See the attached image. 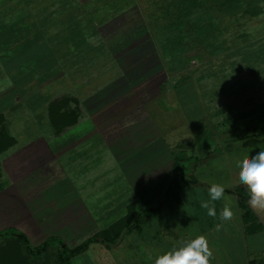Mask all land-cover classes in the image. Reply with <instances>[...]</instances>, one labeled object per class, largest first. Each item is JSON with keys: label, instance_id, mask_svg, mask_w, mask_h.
<instances>
[{"label": "crops", "instance_id": "crops-1", "mask_svg": "<svg viewBox=\"0 0 264 264\" xmlns=\"http://www.w3.org/2000/svg\"><path fill=\"white\" fill-rule=\"evenodd\" d=\"M186 1H194L192 7L195 10L185 13L186 17L181 15L183 20L180 19V10ZM220 1L225 2L0 0V150L3 147L14 148L18 140L24 141V137L14 135L7 127L11 118L9 110L17 108L14 122L20 128L30 125L34 133L32 138H27L30 146L35 148L36 143L37 147L46 150V163L52 165L55 156L63 160L60 162L64 170V187L69 193L63 197L68 199L64 204H85L86 190L93 193L94 190L108 188V184L101 183L103 181L112 184L123 181L117 186L120 191L112 197L117 199L115 203L147 205L137 212L139 214L159 205L155 211H148L143 216H161L166 202L167 207L170 206L171 226L175 227V232L168 231L166 238H174L175 241L169 242L168 246L164 243L138 246L141 250L135 249L134 252L148 255L143 261L130 264H154L156 257L181 246V241L200 235L207 239L216 235L231 237L225 245L218 239L220 244L216 246L208 242L213 252L210 264H264V247L259 246V236H264V210H253L249 206L247 189L239 183V168L231 165L229 159L231 154L241 157V152L249 147L264 144V136H259L258 132L253 137L254 142H249L248 146L243 143L244 138H236L239 125V131H246L247 126L264 123L261 108L264 98L261 94L252 95L255 92L252 88L247 90L246 81L244 94L239 88H232L226 97L223 95V109L231 110L233 105L238 112L234 117L225 114L221 120L227 131L218 153L223 158L227 157L226 162L224 159L221 161L227 168L218 166L208 159L214 153L209 148L210 144L217 139L205 132L200 119L192 121L188 118L175 90L184 73H189L190 77L185 83H193V74L198 68L190 70L189 64L199 55L185 54V62L176 64V67H170L164 61V47L167 48L169 42H178L177 38L191 36L187 40L195 42L192 47L205 50L207 61L215 57L210 54V58L207 46L214 42L229 43V38L224 32L220 34L221 31L205 38H198L191 31L195 22L198 23L193 18H197L200 11L215 13ZM167 12L171 13V20L166 19L163 24L162 18ZM188 17L191 18L189 22ZM232 22L227 19L208 20L207 25L209 29L221 30L230 27ZM178 26L183 28L180 32L184 37L174 35ZM162 39L164 42H160ZM170 51L176 52L172 47ZM242 72L240 76L243 75L245 80L247 72ZM233 90L238 92L237 95H233ZM31 100L36 103L34 106L23 107ZM41 104L42 107L39 106ZM40 119L46 122L45 129L41 130ZM201 140L205 141L203 148L195 149ZM236 142L240 145L232 152L225 149V145L231 148L233 144L235 147ZM184 152L183 161L178 160L176 157ZM196 152L199 160L192 164L189 160ZM187 164L194 166L187 167ZM49 167L46 165L47 173L53 170L50 171ZM216 169H223L224 182H227L224 185L217 183L225 188L224 198L219 202L233 207V220L239 225L240 234L237 232L235 236L233 231L221 229L216 231L214 225L204 230L197 229V233L188 236L183 232L182 222L186 203L191 207L187 211L189 221L186 222L198 225L212 219L200 203L210 199L208 189L213 183L209 182V175H200ZM110 171L116 174L110 176ZM176 174L186 175L195 184L171 189L166 196L169 180L165 181V178L173 179ZM105 175H109V179H103ZM71 176H76L75 180L71 181ZM48 177L47 182H50ZM127 182L129 186L124 185ZM241 188L244 189L243 196L247 197V209L259 222L260 231L247 234L243 229L242 210L234 192ZM122 189L130 192L125 194ZM217 221V224L221 223L219 219ZM230 222H223V226L227 227ZM158 235L156 232L154 235L148 233V237ZM248 238L251 246H248Z\"/></svg>", "mask_w": 264, "mask_h": 264}, {"label": "rangeland", "instance_id": "rangeland-1", "mask_svg": "<svg viewBox=\"0 0 264 264\" xmlns=\"http://www.w3.org/2000/svg\"><path fill=\"white\" fill-rule=\"evenodd\" d=\"M247 1L248 4L251 3L250 5L255 2L256 6L264 7V0ZM193 3L194 1H192V3L188 1L184 3V8L180 10V19L184 18L182 16L186 17L185 13L189 14L195 10V8L192 7ZM242 4H245V0L244 2L242 1ZM227 7V4H224L222 8L227 10ZM229 10L230 9H228V11ZM170 14L169 12L164 13V18H162L163 24L166 19L169 21L171 20ZM189 18L190 17L187 18V22L190 21L191 18ZM243 18L245 19V17ZM178 25H180V22ZM194 25H197V23L195 22ZM180 28L182 27L180 26L179 29L175 30L174 34H176V32L177 34H181ZM158 33L160 32L158 31ZM225 35L229 38V43L227 45L214 42L210 46H207V49H209L208 55L214 54V59H209L207 61L208 56L205 50L202 51L199 48L196 49L192 47L195 42L190 43L187 39L191 36H186L184 39L177 38L178 42L176 40L169 42L167 48L164 47V61L166 65L170 67H176V64L181 65V63L185 62V54L192 56L199 55V57L196 58L197 60L195 59L193 63L189 64L190 70H192V68H198L195 74H193V83H185L189 81L190 77H188L189 73H184L182 81H180V78V82L177 81L178 78L177 80L175 79L178 82L175 90L181 99L182 106L188 118L192 121H198L200 119V124L205 132L210 133L211 137L217 139L212 140L213 144H210L209 148H212L214 153L212 152L208 159L216 162L218 166L227 168L225 164L221 163L223 159L226 162L227 157L223 158V155L218 153L223 147L220 142L223 140L224 132L227 131L225 129L227 126L222 124L221 120L224 119L225 114L230 116L235 115L238 112V108L232 105L231 110H224L223 103L225 102V98L223 100L222 97L223 95L226 97L228 95L227 92L231 93L230 90L232 88H236V90L239 88V91L244 94L246 91L244 83L246 81L245 84L248 86L247 90L250 91L252 88L255 92L252 95L256 94V96H258V94H261L262 98H264V15H260L252 21H248L247 19L243 20L241 16L239 22H232L231 26L225 30ZM162 40H160V42H164V40ZM188 42L190 43L189 45ZM187 46L190 48L186 49ZM170 47L176 51L175 53H178L177 56H175L173 51H170ZM175 59L177 60L175 61ZM243 70L247 72L245 80H243L244 77L242 78L243 75L240 76V72L243 73ZM253 71H255V74ZM239 83H241V85ZM236 90H233L234 96L238 93H236ZM259 99L260 97L257 98V100ZM35 104L34 100H31L23 107L29 108ZM42 105L43 104L39 106L42 107ZM261 108L262 111H264V100L261 101ZM30 110H32V108H30ZM9 112L11 118L7 123L8 130L11 128L13 134H18L16 136H22L21 138L24 137V141L18 140L19 142H17L18 144L14 148L8 147L3 149V151L0 150V152H2L0 153V233L7 229H13L16 233L22 234L27 238L29 247L32 249L40 247L50 238H55L62 242L67 248L72 249L103 231L109 232L110 235L121 233V237L116 245L107 246L104 243L92 244L83 254L75 257L71 264H130V262H140L143 261L148 254L134 252L135 249L141 250V247L138 246L149 243H156V245L164 243L167 245L169 242L171 244L172 241H175L174 238H166V233L169 234L168 231L171 230L175 232V227L172 228V221L168 216L170 214V206L167 207L166 202H164L161 216H143L144 212L140 213L141 217L137 221L136 216L139 215L137 212L148 207L147 205L143 203L132 205L115 203L117 199L115 200L112 195L120 191L117 186H120V184L122 185L124 183L123 181V183L115 181L114 184H112V182L103 181L101 183L108 184V188H102L101 190L97 189L94 190L93 193L92 190H86L88 193L87 195L85 194L87 197H84L85 204H64L63 202L68 199L63 197L68 196L69 193H66V188L64 187L65 181L63 178V164H61V162H63L62 158L58 160V156H55L54 161H51L52 165L49 162L46 163L48 158L46 150L37 147L36 143L35 148L31 147L27 139L32 138L34 135L30 130L31 128H29L30 125H23L26 128H20L19 125L14 122L16 120L14 115L17 114L18 109L11 108ZM212 118L215 119L214 122ZM41 119L39 126L42 130L45 129L46 122H41ZM250 127L247 126L246 131H239L241 129L239 125L236 134V138H244L243 143H246L247 146L249 142H254L253 137L255 138L257 136V131L254 130L255 126L252 125V127ZM235 130H237V128ZM203 137L206 138L204 135ZM204 143L205 141L201 140L199 146L197 145L195 149H202ZM237 145H240V142H236L235 147L232 144L231 148L225 145V149L231 150L232 152L234 148H238ZM260 150H264V144L257 145L256 147H249L248 150L241 152V157L236 154L235 156L231 154L229 158L231 165L233 164V166H236L237 162L243 159V156L248 155L249 158H251V156L256 155ZM186 152L178 155L176 158L183 161ZM197 153L198 152H196L194 158L192 157V159L189 160L192 164H196L199 160ZM46 165L50 166V171L53 168L51 173L46 172ZM192 166L194 165L188 166L187 164V167ZM222 170L223 169H216L214 172L201 173L200 176L209 175L210 183L222 182L224 185L227 184V182H224L226 176L222 173ZM114 173L116 174V172H109L110 176ZM179 175L188 178L184 174H176L173 175L175 181H179ZM47 176H50V179L48 177V181L50 182H47ZM107 176L109 175H105V178L102 176V178L109 179ZM75 177L76 176H71L70 180H75ZM169 178L170 177L167 179L165 178V181H170L171 178ZM124 185L129 186L130 184L127 182ZM122 191L125 194L130 192L127 189H122ZM125 197L128 198V196ZM168 203L172 202L168 200ZM214 204L217 216L215 218L211 217L212 219L209 223H199L197 225L193 222H186V220L189 221L187 211L191 209L190 205L186 203V206H184L187 209H183V216L181 215L184 225L183 232L190 236V234L197 233V229L204 230L208 229V227L217 225L220 209H223L226 203L221 204L219 201H215ZM231 208L233 210V207ZM256 223L259 224L258 221H256ZM136 224L140 225L141 229L144 231L141 229L140 231L134 229L133 225ZM142 224H144L143 227ZM243 229L246 231L245 226ZM148 230H150L153 235L154 232L159 233V235L148 237V233H150ZM223 230L233 231L235 236L237 232L240 234V227L235 219H232L231 222L227 224V227L226 225L223 226L220 231ZM214 234L216 235L217 233ZM230 238L229 235H227L226 238L222 235H216L215 237H208L207 241L211 246L220 244L218 240L221 242L224 241L223 245H225V241ZM259 238V246L264 247V240H262L264 236L260 235ZM176 239L179 240L178 237ZM249 239L250 238L247 239V243L248 246H251L252 243L249 242ZM154 240L156 241L153 242ZM12 253H14V255ZM27 254L28 253H26L15 237H0V264H59L56 255L57 245H50L47 251L39 256H28ZM157 255L158 254H155V256ZM10 258L13 260H9Z\"/></svg>", "mask_w": 264, "mask_h": 264}, {"label": "trees", "instance_id": "trees-1", "mask_svg": "<svg viewBox=\"0 0 264 264\" xmlns=\"http://www.w3.org/2000/svg\"><path fill=\"white\" fill-rule=\"evenodd\" d=\"M185 2V0H183ZM244 2V0H242ZM241 0H225V2L223 3L222 1H220L216 8H215V13L209 12V11H200L198 13L197 18H193V20L198 21L197 25H194L192 28V32L194 33V36L198 37V38H205L207 36H209L210 34L213 33H219V31H221L220 34H222V32L225 33L224 29L221 30H213V29H209L208 25H207V21L208 20H223V19H227L230 21H239V18L242 16L243 20H248V21H252L255 18H257L260 15H264V7H260V6H256V3L254 2L252 5L248 4V1L245 0V4H242ZM179 3V1H178ZM224 4H227V10L223 9L222 7L224 6ZM228 9H230L228 11ZM245 17V19L243 18ZM173 31V30H172ZM175 36L177 35L174 34ZM181 37H184L182 34H178ZM223 35V34H222ZM255 131L258 132L259 136H264V123L259 124L257 126H255L254 128ZM13 143V142H11ZM5 149L4 147L2 148V150ZM179 181H175L174 178L172 180L169 181L168 183V187L167 190L165 192V195L168 196L171 189L174 188H180L184 185H191V184H195L192 180H189L185 177H182L181 175H179ZM243 190L244 189H236L234 190V192L236 193L237 197L239 198V207L242 210V220L244 222V226L246 227V233H254L256 231H260L261 230V226L260 224L256 223V219L253 216V214L247 209L246 206V202H247V197L243 196ZM230 192V191H228ZM158 206H153L149 209L144 210V212H148V211H155ZM141 217V214L136 216V221L139 220V218ZM250 220V221H249ZM134 229L140 231L141 226L140 225H133ZM142 230V229H141ZM121 234V233H120ZM120 234L118 233H114L113 235H110L109 232L107 231H103L100 232L98 235L93 236L87 240H85L84 242H82L81 244L73 247L72 249L67 248L62 242L58 241L55 238H50L47 239L40 247H37L36 249H32L29 247V242L27 240V238L22 235V234H18L16 233L13 229H7L4 232L0 233V237L1 236H12L15 237L16 240L19 241V243L22 245V247L24 248V250L26 251V253H28L27 255H31V256H39L44 254L47 251V248L51 245H57V261L59 264H71L72 260L83 254L90 245L95 244V243H104L107 246H114L116 245L117 241L120 239ZM16 253V252H15ZM14 255V253H12ZM9 260H13L12 258H10Z\"/></svg>", "mask_w": 264, "mask_h": 264}, {"label": "clouds", "instance_id": "clouds-1", "mask_svg": "<svg viewBox=\"0 0 264 264\" xmlns=\"http://www.w3.org/2000/svg\"><path fill=\"white\" fill-rule=\"evenodd\" d=\"M239 168V183L246 187L249 195V206L253 210H264V150L249 158L245 155L237 162ZM225 188L213 183L208 189V200H201L200 206L207 210V215L215 218L217 216L215 201L224 198ZM234 212L225 204L219 215L221 223L215 226L219 231L223 222L232 220ZM213 252L210 250L207 238L203 235L195 239L181 241V246L159 255L154 264H210Z\"/></svg>", "mask_w": 264, "mask_h": 264}]
</instances>
